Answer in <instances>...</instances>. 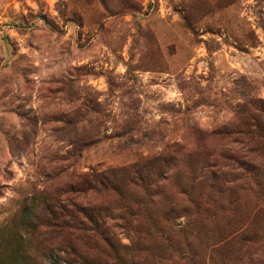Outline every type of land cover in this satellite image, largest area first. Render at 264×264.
Returning <instances> with one entry per match:
<instances>
[{
	"label": "rangeland",
	"instance_id": "rangeland-1",
	"mask_svg": "<svg viewBox=\"0 0 264 264\" xmlns=\"http://www.w3.org/2000/svg\"><path fill=\"white\" fill-rule=\"evenodd\" d=\"M251 96L264 97V0H0V237L70 172L146 160L174 143L200 158L204 147L235 145L210 133L233 125ZM80 109L102 124L81 151L82 126L60 120ZM249 198L259 206L222 200L214 220L198 215L166 259L131 256L139 240L115 230L123 257L264 264V208ZM246 210L258 213L253 240L243 233L253 228L233 236Z\"/></svg>",
	"mask_w": 264,
	"mask_h": 264
},
{
	"label": "trees",
	"instance_id": "trees-1",
	"mask_svg": "<svg viewBox=\"0 0 264 264\" xmlns=\"http://www.w3.org/2000/svg\"><path fill=\"white\" fill-rule=\"evenodd\" d=\"M235 118L230 127L210 134L223 135V140L233 136L236 144L212 152L204 147L202 158L197 156L198 148L174 143L146 160L66 174L50 188V195L32 196L21 209L18 224L0 237V264H42L41 258L49 259V264H144V258L136 262L123 257L124 245L115 230L139 240V245L126 246L129 255L155 251L159 259H166L169 250H181L179 240L186 243L194 234L191 227L198 215L214 220L217 208H223L222 200L228 205L249 204L252 209L259 206L250 201L254 197L262 200L257 208L261 213L264 97L246 98ZM60 120L69 129L82 126L75 142L79 151L86 148L90 129L102 125L94 123L86 109ZM248 211L247 226L236 229L233 236L253 228L243 232L248 236L244 239L253 240L258 213ZM154 240L161 245H149Z\"/></svg>",
	"mask_w": 264,
	"mask_h": 264
}]
</instances>
